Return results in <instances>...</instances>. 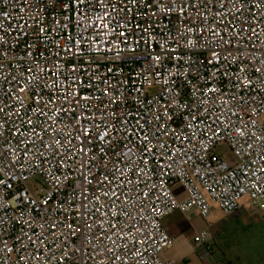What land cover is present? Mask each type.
I'll list each match as a JSON object with an SVG mask.
<instances>
[{"label":"built area","instance_id":"built-area-1","mask_svg":"<svg viewBox=\"0 0 264 264\" xmlns=\"http://www.w3.org/2000/svg\"><path fill=\"white\" fill-rule=\"evenodd\" d=\"M106 2L0 0V264H174L173 212L264 205V0Z\"/></svg>","mask_w":264,"mask_h":264},{"label":"rangeland","instance_id":"rangeland-1","mask_svg":"<svg viewBox=\"0 0 264 264\" xmlns=\"http://www.w3.org/2000/svg\"><path fill=\"white\" fill-rule=\"evenodd\" d=\"M217 153L232 157L228 146L224 144L217 147ZM38 180L41 182L40 179ZM32 184L31 181L29 185ZM244 204V210L239 215L231 217L234 225H232L233 223H226L224 215L217 208H214L207 218L193 214L189 221L197 233L205 232L208 234L215 247V258L222 264H263L264 205H252L248 200H244ZM248 218L252 220H247ZM259 220L261 223L253 224L254 221ZM215 226H219L216 231L214 230ZM174 263L205 264L195 252L187 262L174 261Z\"/></svg>","mask_w":264,"mask_h":264},{"label":"crops","instance_id":"crops-1","mask_svg":"<svg viewBox=\"0 0 264 264\" xmlns=\"http://www.w3.org/2000/svg\"><path fill=\"white\" fill-rule=\"evenodd\" d=\"M174 190H175L176 194H178L181 198H183L184 193L182 192V189L180 186H178V185L175 186ZM244 208H245V204L243 201L242 207L238 212H236L232 215H229V216H226L223 214L225 217L226 223H233V221L231 220V217H234L237 214L239 215L242 212V210H244ZM215 209H216V207H215ZM217 210L219 212H221L218 208H217ZM247 220H252V219L248 218ZM259 223H261L260 220L254 221L253 224L257 225ZM163 225H164L165 229L169 232V234L174 237V241H173V244L161 254L162 260L170 261L173 263H174V261L187 262L188 259L194 255V252L198 256V251H197V249L193 243V237L198 233L194 230L192 225L189 223V220H187V217L184 213H182L180 211L173 212L172 214H170L169 216H167L163 220ZM232 225H234V223ZM218 227L215 226L214 230L216 231V228H218ZM210 244L212 246V249L214 250L215 247H214L213 242L211 240H210ZM262 259H263L262 263L264 264V256L262 257ZM219 263H221V262H219Z\"/></svg>","mask_w":264,"mask_h":264},{"label":"snow or ice","instance_id":"snow-or-ice-1","mask_svg":"<svg viewBox=\"0 0 264 264\" xmlns=\"http://www.w3.org/2000/svg\"><path fill=\"white\" fill-rule=\"evenodd\" d=\"M74 2L77 3V4H80V3H85V0H74ZM96 3H97V4H103V5H105V11L102 12V13H98V15H97V20L100 21V22H102V27H103L104 29H108V28H109V23H110V17H112L113 14L117 11V8H116L115 5H112L111 10L109 11V10H108V4H107L106 0H96ZM128 3H135V0H128ZM92 10H93V9H87V11H92ZM120 10L123 11V9H120ZM116 24H117L118 27H123V25H122L119 21H117ZM89 26H93V27H95V28L97 29V31H96L95 33H93V38H94L95 36H97V35L100 34L101 24H99V23H97V24H93V22L89 21ZM112 31H115V28H113ZM125 35H126V33H124V32H120V33H119V36H121V37H123V36H125ZM70 39H72V38L70 37ZM80 39H84L83 35H81ZM3 40H4L3 36H0V43H2ZM79 42H80L79 40H75L74 43H69V44L67 45V47H66L65 50H66V51H67V50H73V52H74L75 46H76V44H79ZM122 43H126V41H122ZM107 50L110 51L111 49H107ZM133 50H134V49H133ZM74 54H75V52H74ZM118 55H119V53H117V56H118ZM155 59L158 60L159 57H156ZM2 66H3V65H0V67H2ZM31 70H32V69H29V71H31ZM257 71H259V69H257ZM77 79L79 80L80 77L77 76ZM24 90H25V89H24L23 87H21V88L19 89V91H21V92H23ZM105 94L108 95L107 92H106ZM77 95H79L78 92H77ZM85 99H87V97H83V96L80 97V100H85ZM80 100H77L76 103H77V104H80ZM112 103H116V101L113 100ZM81 107H82V109H83V106H82V105H81ZM0 111H3V109H0ZM61 111H64L65 113H67L69 110H67V109H61ZM71 111L74 112L75 109H71ZM113 115H114V113H113ZM82 116H83V111L81 112V117H82ZM81 117H76V121H77V123L80 122ZM158 118H159V117H157V119H158ZM29 123H31V121H29ZM121 123H126V120H124L123 118H121ZM109 126H110V125H106L105 127L107 128V127H109ZM97 127H99V125H97ZM80 130L82 131V133H83V135H84L85 137L89 136L90 133H89V130H88V126H87L86 124H81ZM156 131H159V129H157ZM97 135H98L99 139L103 140L104 137L108 135V133H107V131H105V132L100 133V134H97ZM77 138L79 139V137H77ZM150 139L158 140L159 138L155 135V133H153V135H152L151 137H149V135H148L147 132L145 131V132L141 135V141H140V142H141V143H144L145 141H148V140H150ZM261 139H264V137H261ZM55 143H56L57 145H60V144H61V141H60V140H56ZM85 143H86V141H85ZM47 147L51 148L52 146H51V145H47ZM161 147H163V145H161ZM79 150H80L82 153H84V156H85V163H86V162H87L86 158H87V155H88V151H89V150H88L86 147H81ZM130 151H131V149H130ZM145 152H147V153H151V149L146 148V149H145ZM153 155H155V153H153ZM260 159H261V160H264V155H261V156H260ZM144 163H145V164L148 163L147 158H144ZM82 166H83V165H82ZM261 171H264V168H262ZM254 175H255V174H254ZM4 185H5V181H4V180H0V186H4ZM7 186L10 187V185H7ZM113 195H116V193H113ZM145 195H146V194H145ZM45 203H47V201H45Z\"/></svg>","mask_w":264,"mask_h":264}]
</instances>
